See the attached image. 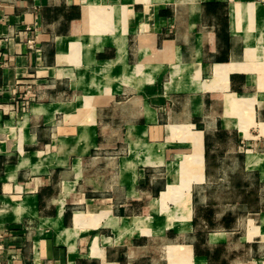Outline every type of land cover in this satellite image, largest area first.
Listing matches in <instances>:
<instances>
[{"label": "crops", "instance_id": "1", "mask_svg": "<svg viewBox=\"0 0 264 264\" xmlns=\"http://www.w3.org/2000/svg\"><path fill=\"white\" fill-rule=\"evenodd\" d=\"M0 264H264V0H0Z\"/></svg>", "mask_w": 264, "mask_h": 264}, {"label": "bare ground", "instance_id": "2", "mask_svg": "<svg viewBox=\"0 0 264 264\" xmlns=\"http://www.w3.org/2000/svg\"><path fill=\"white\" fill-rule=\"evenodd\" d=\"M187 196H188V195H187ZM187 198H188V197H187ZM187 198H186V199H187ZM181 199H182V198H181ZM181 199H180V200H181ZM186 201H187V200H186ZM188 213H189V212H188ZM189 214H190V213H189ZM185 215H186V214H185ZM183 216H184V215H183ZM186 216H187V215H186ZM182 220H186V219H182Z\"/></svg>", "mask_w": 264, "mask_h": 264}]
</instances>
